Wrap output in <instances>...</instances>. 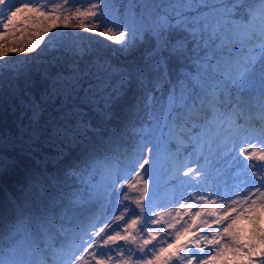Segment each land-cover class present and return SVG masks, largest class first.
Returning a JSON list of instances; mask_svg holds the SVG:
<instances>
[{
	"label": "snow or ice",
	"instance_id": "6c2138e0",
	"mask_svg": "<svg viewBox=\"0 0 264 264\" xmlns=\"http://www.w3.org/2000/svg\"><path fill=\"white\" fill-rule=\"evenodd\" d=\"M23 13L43 35L0 45V81L34 71L9 51L51 47L64 91L93 77L106 117L123 101L127 131L34 181L0 221V264H264V0H0V39ZM77 31L132 62L98 59ZM162 170L183 188L167 211Z\"/></svg>",
	"mask_w": 264,
	"mask_h": 264
},
{
	"label": "trees",
	"instance_id": "16d2710c",
	"mask_svg": "<svg viewBox=\"0 0 264 264\" xmlns=\"http://www.w3.org/2000/svg\"><path fill=\"white\" fill-rule=\"evenodd\" d=\"M113 2L119 5L125 0ZM83 32L74 35L83 37L82 43L97 53L98 59L113 64L132 62L118 51V45L114 52L103 50L94 34ZM32 35L36 38L39 34ZM29 41L19 47H26ZM50 52L51 47L43 46L28 56L9 51L7 58L12 64L27 63L34 71L20 79L8 73L0 81V221L5 223L12 219L16 203L32 190L37 178L74 163L85 147L127 131L123 101L113 103L112 114L106 117L107 97L102 93L92 103L95 96L87 78L75 92H65L57 79L59 67L49 64ZM244 92L240 94L242 101L256 107L260 98L248 99ZM35 111L39 112L38 119L33 116ZM57 129H63L64 134H58Z\"/></svg>",
	"mask_w": 264,
	"mask_h": 264
},
{
	"label": "rangeland",
	"instance_id": "374dc122",
	"mask_svg": "<svg viewBox=\"0 0 264 264\" xmlns=\"http://www.w3.org/2000/svg\"><path fill=\"white\" fill-rule=\"evenodd\" d=\"M32 16L31 13H23L18 14L16 18H14L13 25L17 26L14 28V30L10 31L9 35L3 37L0 39V45H11L12 42H17L16 47H19L20 45H25L26 42L29 40L35 39L32 34H43V26L34 19H30ZM58 23H63V21H60ZM87 23V21H86ZM22 25V26H21ZM41 31H39V30ZM58 31V29H57ZM86 32V31H84ZM83 32V33H84ZM94 39L101 44L103 47V50L106 51H113L115 50V44L111 42H107L104 37H100L98 35H94ZM111 48V49H109ZM6 50L5 48H0V51ZM6 61L10 64H12L8 58H6ZM4 61L0 60V63H3ZM109 79V78H106ZM87 80H90L92 84H90L92 91H96V84L93 77L87 78ZM101 87H107V83ZM244 94H246V98L251 99L252 97L260 98L261 92L259 89H256L254 91H245ZM98 97H92L91 101L92 103H96ZM100 101V100H99ZM223 163V162H222ZM227 171V172H226ZM222 174L225 179H227V174H229V169L227 167H224L222 169ZM175 175V174H173ZM173 175H169L167 171H161L159 175V201L160 204L159 210L167 211V208L169 206L175 207L176 206V197L180 195L183 188L182 185L179 184V179L176 180L173 179ZM184 179H187L186 177ZM169 183V184H168ZM131 196H135L136 193H129Z\"/></svg>",
	"mask_w": 264,
	"mask_h": 264
}]
</instances>
